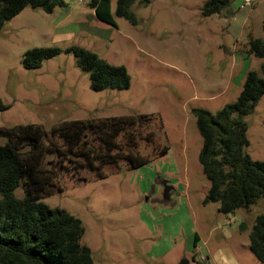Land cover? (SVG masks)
I'll use <instances>...</instances> for the list:
<instances>
[{
  "label": "rangeland",
  "instance_id": "1",
  "mask_svg": "<svg viewBox=\"0 0 264 264\" xmlns=\"http://www.w3.org/2000/svg\"><path fill=\"white\" fill-rule=\"evenodd\" d=\"M65 1L67 8L52 14L28 7L0 32V99L8 108L0 128L35 125L50 133L64 121L148 115L139 153L153 158L169 150L135 170L107 167V179L61 172L62 191L42 201L82 221L94 264H260L249 245L259 207L227 215L206 202L196 112L215 114L237 101L250 72L263 77L264 60L248 50L251 37L264 42V0L244 9L245 0H232L212 16L203 13L210 0H150L133 7L137 25L117 16L118 0H111L115 25L96 19L89 0ZM71 47L125 67L130 87L93 90ZM34 48L61 53L27 70L23 56ZM246 122L247 153L264 161V97Z\"/></svg>",
  "mask_w": 264,
  "mask_h": 264
},
{
  "label": "trees",
  "instance_id": "2",
  "mask_svg": "<svg viewBox=\"0 0 264 264\" xmlns=\"http://www.w3.org/2000/svg\"><path fill=\"white\" fill-rule=\"evenodd\" d=\"M232 0H210L205 16L229 10ZM150 0H118L116 14L132 25L138 20L134 6ZM87 6L99 21L115 25L111 0H89ZM52 14L67 7L65 0H0V32L26 8ZM77 67L89 76L95 91L124 90L130 76L123 66H113L95 53L71 47ZM58 48H34L23 56L27 70L39 69L57 56ZM249 55L264 60V42L251 37ZM261 77L250 72L237 101L215 114L198 110L197 125L203 139L199 161L210 182L206 202L219 204L223 214L259 207L249 233L250 250L264 264V161H255L249 147L246 117L264 97V62ZM8 108L0 99V112ZM152 118V117H151ZM148 115L64 121L50 133L41 126L0 128V264H94L92 251L83 244L82 221L64 210L51 208L42 199L54 195L61 172L73 178L82 172L107 179V167L135 170L168 154V147L153 158L139 153L140 129ZM152 135L146 138L151 141ZM51 157L52 159H49ZM80 179V178H78ZM85 181V179H82ZM24 187V195L18 190ZM59 192L62 190L59 188ZM242 229H249L246 222Z\"/></svg>",
  "mask_w": 264,
  "mask_h": 264
},
{
  "label": "built area",
  "instance_id": "3",
  "mask_svg": "<svg viewBox=\"0 0 264 264\" xmlns=\"http://www.w3.org/2000/svg\"><path fill=\"white\" fill-rule=\"evenodd\" d=\"M76 1H78V0H76ZM250 4H251L250 0H245V2H244V4L242 5L241 8L244 9V8H246Z\"/></svg>",
  "mask_w": 264,
  "mask_h": 264
},
{
  "label": "water",
  "instance_id": "4",
  "mask_svg": "<svg viewBox=\"0 0 264 264\" xmlns=\"http://www.w3.org/2000/svg\"><path fill=\"white\" fill-rule=\"evenodd\" d=\"M181 264H189V262H187V261H183Z\"/></svg>",
  "mask_w": 264,
  "mask_h": 264
},
{
  "label": "crops",
  "instance_id": "5",
  "mask_svg": "<svg viewBox=\"0 0 264 264\" xmlns=\"http://www.w3.org/2000/svg\"><path fill=\"white\" fill-rule=\"evenodd\" d=\"M67 8V7H66ZM93 14H94V12H93ZM94 16H95V14H94Z\"/></svg>",
  "mask_w": 264,
  "mask_h": 264
}]
</instances>
